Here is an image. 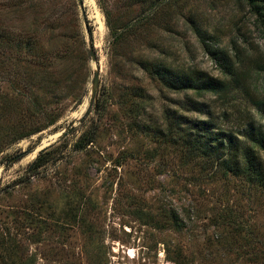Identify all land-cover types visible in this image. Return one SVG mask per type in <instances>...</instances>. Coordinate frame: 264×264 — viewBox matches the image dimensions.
<instances>
[{"label": "rangeland", "instance_id": "1", "mask_svg": "<svg viewBox=\"0 0 264 264\" xmlns=\"http://www.w3.org/2000/svg\"><path fill=\"white\" fill-rule=\"evenodd\" d=\"M250 136L264 7L0 0V264H264Z\"/></svg>", "mask_w": 264, "mask_h": 264}, {"label": "trees", "instance_id": "2", "mask_svg": "<svg viewBox=\"0 0 264 264\" xmlns=\"http://www.w3.org/2000/svg\"><path fill=\"white\" fill-rule=\"evenodd\" d=\"M159 3L160 0H142V2L148 4L149 6L155 5V2ZM245 3L253 9V11L260 16L262 14V9L264 7V0H244ZM169 80V79H168ZM189 80H183L182 78L179 79L180 86L182 87H192V88H198L199 84H196L195 82ZM7 108H10L9 106H6ZM6 110V109H5ZM195 135L191 134V145L189 147V151H201L202 153H207V150L210 149V143L206 140V138H203L199 135L197 131L192 130ZM32 131L28 132H22L18 133L17 137L28 135ZM253 140V145L257 148V151L260 152V155L262 156L264 160V137L258 136V137H251ZM244 156L246 158L245 163L242 165V171L249 177L252 178L253 181L257 182L258 180H261L262 185H264V163L263 161L258 158L254 161L255 154L253 153L250 157L247 155V153H244Z\"/></svg>", "mask_w": 264, "mask_h": 264}, {"label": "water", "instance_id": "3", "mask_svg": "<svg viewBox=\"0 0 264 264\" xmlns=\"http://www.w3.org/2000/svg\"><path fill=\"white\" fill-rule=\"evenodd\" d=\"M84 23H85V28L87 29L88 24H87L86 20H84ZM90 54H91V56H92L93 59L96 58V55H95L93 49H90ZM97 81H98V75H97V73H96V74L94 75V79H93V82H92L91 93H93L94 88H95V86L97 85ZM70 129H71V128H68V131H69ZM61 134H62V136H65V135L67 134V131L62 132ZM57 136H59V134H58Z\"/></svg>", "mask_w": 264, "mask_h": 264}]
</instances>
